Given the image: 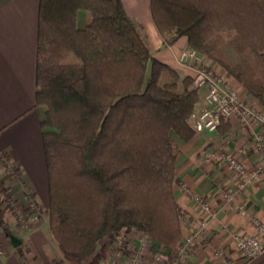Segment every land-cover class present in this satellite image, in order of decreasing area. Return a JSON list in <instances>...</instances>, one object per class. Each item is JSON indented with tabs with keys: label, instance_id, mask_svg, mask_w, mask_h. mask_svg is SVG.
<instances>
[{
	"label": "trees",
	"instance_id": "obj_1",
	"mask_svg": "<svg viewBox=\"0 0 264 264\" xmlns=\"http://www.w3.org/2000/svg\"><path fill=\"white\" fill-rule=\"evenodd\" d=\"M149 9L165 44L185 36L264 106V0H149ZM81 11L89 17L83 27ZM35 86L47 223L59 250L85 256L110 235L123 246L131 229L172 247L181 212L171 133L183 141L195 133L201 92L192 76L151 55L121 0H39ZM8 190L0 200L4 229Z\"/></svg>",
	"mask_w": 264,
	"mask_h": 264
},
{
	"label": "crops",
	"instance_id": "obj_2",
	"mask_svg": "<svg viewBox=\"0 0 264 264\" xmlns=\"http://www.w3.org/2000/svg\"><path fill=\"white\" fill-rule=\"evenodd\" d=\"M38 1L0 0V187L4 183L12 198L23 201L32 197L42 206L48 200V181L40 124L43 108L35 105ZM121 2L125 13L138 24L151 55L192 76L193 71L177 59L181 49L189 47L187 38L180 36L165 44V35L159 33L151 17L149 0ZM205 64L227 74L239 96L264 113V106L219 64L207 57ZM226 123L224 131L209 132L196 128L192 118L195 133L191 139L183 141L171 133L180 151L173 194L183 218L181 233H187L199 220L206 222L198 244L187 250L181 264H264V253L254 259L243 258L230 241L234 232L255 233L251 218L264 222V184L248 182L239 188L238 179L223 162L204 158L205 152L217 148L237 154L255 133L264 135V129L254 123L241 129L237 118ZM241 157L247 168L261 161L254 151ZM224 192L233 193L232 198H225ZM197 197H204L209 208H202ZM218 250L223 252L216 254ZM4 264L17 262L10 254Z\"/></svg>",
	"mask_w": 264,
	"mask_h": 264
},
{
	"label": "built area",
	"instance_id": "obj_3",
	"mask_svg": "<svg viewBox=\"0 0 264 264\" xmlns=\"http://www.w3.org/2000/svg\"><path fill=\"white\" fill-rule=\"evenodd\" d=\"M177 59L181 65L193 71L192 86L201 92L198 110L192 115L196 120V128L215 132L221 122L237 118L241 129L253 123L264 129V113L239 96L236 86L230 82L227 74L207 66L203 54L194 48L185 47L181 49ZM248 151L257 152L261 157L260 163L252 168H247L241 157ZM204 158L206 161L223 162L238 179L239 188H243L248 182L264 184V135L260 133H255L252 139L244 143L237 154L217 148L205 152ZM226 193L224 192L223 195L225 198H232L233 193ZM196 199L202 208H209L208 201L204 197ZM28 200L29 205L33 207L34 201L30 198ZM237 207L243 212L241 206L237 205ZM251 220L255 226V233L234 232L230 240L236 253L246 259H254L264 253V222L255 217ZM205 225V221H197L172 249L154 244V251L147 258L144 257L147 239L135 238L136 250L132 254L122 253L124 249L129 250V245L125 248L120 247L108 264H181L187 250L198 244ZM222 252L218 250L216 254Z\"/></svg>",
	"mask_w": 264,
	"mask_h": 264
},
{
	"label": "rangeland",
	"instance_id": "obj_4",
	"mask_svg": "<svg viewBox=\"0 0 264 264\" xmlns=\"http://www.w3.org/2000/svg\"><path fill=\"white\" fill-rule=\"evenodd\" d=\"M86 17L87 12H79V27L85 26ZM166 36L169 37V35ZM227 50L230 55L235 58V54L232 50L229 48ZM1 184L0 200L3 199L2 191L3 187H5L4 183ZM30 199L34 201L33 207L29 205L28 199L19 201L12 198L11 207L5 210L4 215L7 229H4L0 223V247L2 250V257L4 256L2 262L0 260V264H4L10 254L15 257L17 264H108L114 256L115 251L120 247L125 248L129 245V250L124 249L122 253L123 255L132 254L133 251L136 250L135 238L138 239L142 237L147 239V246L144 248L145 258L152 255L154 244L166 246L160 244L152 236L143 231L131 229L125 235L123 246L120 245L119 237L110 235L97 241L93 249L85 256H65L59 250L48 227L46 210L48 200L44 205L40 206L34 198L30 197ZM182 220L183 218L181 215V223ZM184 234L185 233H180L179 240L172 247H166L171 249L174 248ZM10 235L20 240L17 246L13 245Z\"/></svg>",
	"mask_w": 264,
	"mask_h": 264
},
{
	"label": "water",
	"instance_id": "obj_5",
	"mask_svg": "<svg viewBox=\"0 0 264 264\" xmlns=\"http://www.w3.org/2000/svg\"><path fill=\"white\" fill-rule=\"evenodd\" d=\"M10 238H11V241L13 242V245L17 246L19 244V242H20L19 239H17L14 236H11V235H10Z\"/></svg>",
	"mask_w": 264,
	"mask_h": 264
}]
</instances>
